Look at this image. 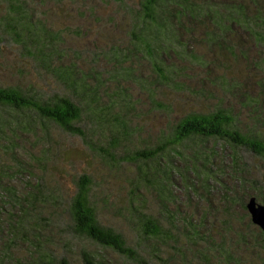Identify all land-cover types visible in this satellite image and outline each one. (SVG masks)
I'll use <instances>...</instances> for the list:
<instances>
[{"label":"trees","instance_id":"obj_1","mask_svg":"<svg viewBox=\"0 0 264 264\" xmlns=\"http://www.w3.org/2000/svg\"><path fill=\"white\" fill-rule=\"evenodd\" d=\"M2 1L0 42H12L28 65L36 64L55 86L47 92L18 77L0 78V264H72L69 257L76 250L81 264H124L123 258L132 264H189L184 261L188 245L189 251L199 246L193 251L197 260L190 264H243L225 245L232 235L243 246L250 235L253 246L264 253V230L251 222L245 207L250 197L264 205V195L255 179L247 177L250 172L240 157L217 145L223 141L232 149L243 147L264 157V134L256 125L241 119L233 105L222 103L206 111H186L162 137L144 138L137 120L131 121L137 116L131 110L132 92L116 84L113 94L107 87L108 81H127L134 75L137 86L149 92L184 89L186 78L192 77L214 84L213 77H206L212 74L205 58L208 67L223 69L229 54L246 61L253 48L258 61L252 69L257 73L249 89L238 93L264 109V0H136L137 11L123 0L129 43L111 39L103 58L112 70L101 81L102 70L77 65L73 58L79 55L51 29L44 11L30 0ZM244 42L249 44L245 50L240 48ZM144 59L155 70L152 77L133 74ZM122 62L126 65L118 69ZM204 90L192 92L203 95ZM169 103L158 104L169 108ZM60 133L95 136L99 143L109 135L101 154L105 170L79 173L69 193L46 182L57 171ZM28 140L38 146L39 154L26 145ZM141 141L149 142L138 144ZM128 164L132 171L124 175L129 185L126 211L138 234L133 244L99 219L92 202L96 195L106 199L100 189L103 182ZM216 173L234 177L237 184H220ZM216 189L223 202L219 210L207 203ZM148 194L154 197L155 215L147 211ZM231 202L244 214L242 230H234ZM76 240H81L77 247ZM150 240L161 248L171 244L174 254L164 250L161 257L157 247L143 251L142 244ZM105 248L114 255H103Z\"/></svg>","mask_w":264,"mask_h":264},{"label":"rangeland","instance_id":"obj_2","mask_svg":"<svg viewBox=\"0 0 264 264\" xmlns=\"http://www.w3.org/2000/svg\"><path fill=\"white\" fill-rule=\"evenodd\" d=\"M30 1L37 10L45 12L47 22L51 26V29L65 38V45L74 49L79 55L76 59H73L80 68H92L96 71L99 69L102 70L103 72L100 71V81L110 74V70H112L111 64L106 62L103 56L108 53V49L112 42L111 39H118L115 40V42L127 39V43H129V37H126L124 33V28L126 29L124 12L126 10H124L125 5L123 4V0ZM125 2L130 6H128L129 8L137 11L138 3L136 0H125ZM118 3L124 6L121 7ZM2 4L3 1L0 0V10ZM242 35L245 36V34ZM248 45L247 42L241 43L240 48L245 50ZM64 47L67 51L66 46ZM0 48L2 51L0 54V78L15 79V77H18L25 83H31L33 87L44 89L47 92L54 90L53 87L55 84L51 77L47 76L36 64H34L35 66H29L28 59L18 54L12 42L4 38L0 42ZM93 52L97 54L94 60L91 58ZM248 52L249 54L246 61L243 60V56H240V61H237L229 54L223 69L208 67L210 63L207 58H205L207 62L206 68H209V72L212 74V76L206 77L210 79L213 77L214 84H208L209 82L206 81L207 79H201V81L197 82L196 79L192 77L186 78L187 87L184 89H153L149 92L145 87L140 88V86H137V82L133 78L134 75L127 81H108L107 87L109 91L112 89L113 94L117 91L116 84L123 85L132 92L131 110L133 114H137V116L131 119V121L137 120L138 125L144 130V132L140 133V136L144 138H147L146 136L148 135L153 136L155 134H159V136L162 137L163 133H167V127L176 120L175 117L186 111H206L208 108L222 103L227 106L233 105L234 108L232 110L238 112L241 119L249 124L254 123L261 133L264 134V109L261 108L256 101L251 102L250 99H247V95H240L238 93L240 91L242 94V92L249 89V85L247 84H249L253 75L257 73L256 69H252V66L258 61L256 50L249 48ZM123 65H126V62L117 64L116 67L119 69ZM136 68L133 74H138L139 76L144 74L148 77H152L155 71L149 63L145 64V59L144 62L143 60L138 62ZM238 69H240L239 72ZM18 70L23 71V73H19ZM249 71L250 74L247 75ZM236 80H240L241 84L239 85ZM126 84H128L129 87L126 86ZM199 88L205 89L203 95H196L192 92L193 89ZM222 89L225 91L224 94L222 93ZM101 96L105 98L103 92ZM167 100L170 101L169 108L159 106L158 103L164 104ZM237 103L240 104L239 107ZM103 132L104 134L109 133L107 130ZM156 135L152 139H154ZM59 136V145L61 149L57 156V171H55L54 175L51 174L47 176L46 182L60 185L63 192L67 193L68 191L69 193L72 189L71 180L75 179L79 173L96 175L99 171L105 170V164L101 154L103 148H105L103 143L108 140L109 135L103 138L101 143H99L95 136L84 138L80 135L69 133H60ZM131 137L132 139L134 138L133 136ZM137 138L138 137H135V139ZM31 141L28 140L26 145H33L32 151L35 153L37 151L38 153V146ZM146 142L149 141H141L138 144ZM217 145L226 153H234L240 157L242 162L245 163L246 170L250 172L247 177L255 179L259 193L264 195V157L255 156L252 152L243 147L232 149L227 147L223 141H220ZM121 168L114 174L109 173L110 176H108V180L103 182V186L100 187L106 199L101 200V197L96 195L95 198H92V202L98 209L97 214L99 219L102 218L105 223L121 232L127 244H133L138 241V234L134 231V221L129 219L127 215V194L125 191L129 185L126 178H124V175L126 173L130 175L132 170L129 164L123 165ZM36 172L40 173L38 170H36ZM233 174L238 176L236 173ZM216 175L220 178V184L225 183L227 187L228 184L231 186L235 183L237 184V179L228 177L225 173H216ZM174 191L178 192L177 189H174ZM148 195L146 196L147 211L155 215L157 210L154 197L150 196V194ZM230 195L234 196V193ZM207 203L213 210H219L222 207L223 202L219 199L217 189L208 195ZM167 206L169 205L167 204ZM230 207L232 211H235V216H233V227L235 231H238L244 223L246 225L244 214L238 209L239 207L235 202H231ZM247 216L248 218L250 217L249 214H247ZM174 221L175 219H173V222ZM162 224L164 225L163 222ZM78 241L81 240H76V247L78 246ZM257 242L259 243L260 240L257 239ZM80 244L83 243L80 242ZM225 245L233 251L237 258L243 261V264H264V253L261 252L263 249L253 246L254 244H252V237H250V235L244 246L240 243H235V235H232L231 239L227 240ZM81 246H83L84 249H95L93 245ZM153 247L159 249L157 254L161 257H164V250H170L171 253L174 254V249L171 244L164 248H161V245L159 243L157 244L156 240H150L142 244L143 251H149ZM198 247L199 246L193 247L189 251L187 250L189 248L188 245L184 261H188L190 264V262L193 263L197 260L193 251ZM102 254L109 257L114 255L113 251L106 248L103 250ZM69 258V262L72 264L82 263L78 255V250ZM175 258L177 259L176 261H181L179 260V256ZM122 261L125 262L124 264H132L124 258ZM153 262L160 264L158 260H153ZM221 264H225V262L221 261Z\"/></svg>","mask_w":264,"mask_h":264},{"label":"water","instance_id":"obj_3","mask_svg":"<svg viewBox=\"0 0 264 264\" xmlns=\"http://www.w3.org/2000/svg\"><path fill=\"white\" fill-rule=\"evenodd\" d=\"M245 207L251 222L264 230V205L256 202L253 197H250L245 202Z\"/></svg>","mask_w":264,"mask_h":264}]
</instances>
